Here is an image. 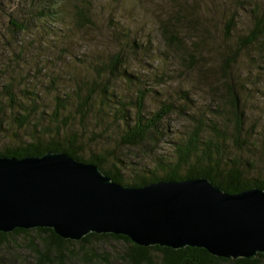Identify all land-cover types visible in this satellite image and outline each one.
Returning <instances> with one entry per match:
<instances>
[{"label": "rangeland", "instance_id": "obj_1", "mask_svg": "<svg viewBox=\"0 0 264 264\" xmlns=\"http://www.w3.org/2000/svg\"><path fill=\"white\" fill-rule=\"evenodd\" d=\"M258 17L264 19V0H0V90L12 83L37 94L33 119H48L56 96L63 97L77 84L106 78L104 68L117 56L132 78L110 79L112 106L131 102L139 89H148L144 113L174 107L162 123L167 139L120 150L115 145L121 126L111 122L112 114L101 120L95 103L84 125L89 144L84 158L112 150L109 154L119 153L127 165L152 168L154 158L170 153V140L188 128V116L182 112H229L225 89L232 85L245 114L246 133L253 139L252 155L264 168V38L243 49L229 70H223L224 60ZM18 24L24 30L17 31ZM164 28L182 39L183 52L166 45ZM134 111L131 107L130 113ZM3 129L7 131L0 146L14 141L15 133L19 138L28 132L9 123ZM39 236L31 230L6 237L0 243V264H42L33 252ZM83 246L88 247L74 245L71 261L65 264H119L127 244L108 238Z\"/></svg>", "mask_w": 264, "mask_h": 264}, {"label": "trees", "instance_id": "obj_2", "mask_svg": "<svg viewBox=\"0 0 264 264\" xmlns=\"http://www.w3.org/2000/svg\"><path fill=\"white\" fill-rule=\"evenodd\" d=\"M80 15V13H78ZM12 25V24H11ZM17 31L24 30L23 24H18ZM233 19L226 24L227 34L232 30ZM162 36L167 46L183 52V41L175 33L164 28ZM264 38V19L257 18L252 29L245 36L239 38V47L223 62L224 72L240 52ZM189 60L192 62L191 55ZM185 60V58H183ZM123 68V71L117 67ZM104 71L106 78L92 80L89 83L77 84L72 90L66 91L63 97L54 98V108L48 119L37 117L35 107L37 94L25 88H15L12 83L2 85L0 90V140L7 130L3 129L7 123L15 125L18 130L28 131L24 137L8 140L0 146L1 157L25 158L41 156L45 153H65L75 160L85 164H96L101 173L112 182L128 187H140L160 181H182L192 179H207L216 188L226 194L234 195L251 189L264 190V168L252 155V136L246 133L245 114L241 110V102L232 85L226 86L229 112L207 108L203 112L188 113V128L180 137L170 140V153L153 159V166L140 167L136 162L125 164L119 158V153L107 155L93 153L87 158L84 154L89 149L85 134L87 122L93 107L98 108L101 120L111 115L113 124L120 125V135L115 145L118 149L141 148L147 143L158 145L167 139L163 128V121L173 113V105H164L156 112L144 113V101L148 89L138 90L131 102L118 101L114 106V92L110 89L109 81L118 76L130 80L131 75L120 65L119 58L113 57ZM97 76L100 74L97 70ZM33 96V97H32ZM186 98V96H185ZM74 106V115L70 114L69 101ZM95 103L99 105L93 106ZM131 107L135 111L130 113ZM114 109V110H112ZM10 117V122L5 117ZM77 116V118H76ZM88 116V117H87ZM80 126V128H79ZM0 141V142H1ZM119 150V151H120ZM31 230L17 229L9 234L0 233V243L8 236L26 235ZM40 235L38 246L34 253L42 264H65L71 261L74 245L80 248L90 240L112 239L127 244L125 250L119 254V264H262L264 254H258L252 260H226L210 255L200 248H183L178 250L156 247H139L125 237L112 234L90 233L79 242L63 240L50 229H34ZM1 248V246H0Z\"/></svg>", "mask_w": 264, "mask_h": 264}, {"label": "water", "instance_id": "obj_3", "mask_svg": "<svg viewBox=\"0 0 264 264\" xmlns=\"http://www.w3.org/2000/svg\"><path fill=\"white\" fill-rule=\"evenodd\" d=\"M38 228L72 242L112 234L144 248L252 260L264 254V190L230 195L207 179L128 187L65 153L0 156V233Z\"/></svg>", "mask_w": 264, "mask_h": 264}]
</instances>
